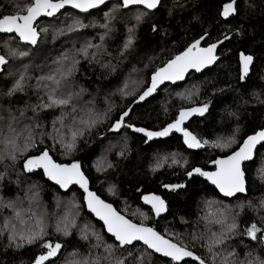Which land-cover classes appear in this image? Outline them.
<instances>
[{"label": "trees", "instance_id": "16d2710c", "mask_svg": "<svg viewBox=\"0 0 264 264\" xmlns=\"http://www.w3.org/2000/svg\"><path fill=\"white\" fill-rule=\"evenodd\" d=\"M30 2L0 0V17L24 14ZM230 2L161 0L155 9L109 3L87 15L66 10L40 21L35 45L24 44L17 36H0V55L8 61L0 75V140L16 138L22 147L31 136L35 144L13 160L0 143V264H34L49 241L62 245L60 257L50 264H81L97 258L100 264H109L111 257L105 251L109 245L124 264H173L141 244L121 247L87 212L77 186L63 192L42 172L26 173V158L43 150L61 164L79 163L91 188L120 213L155 228L207 264H223L233 252L232 264L264 261L261 234L256 240L246 235L253 223L264 229V145L256 159L244 166L245 195L225 199L202 177H187L195 168L213 170L214 160L230 155L244 139L264 129V0H237V16L224 21L221 10ZM202 37L206 38L204 47L227 37L215 68L192 74L182 85L164 87L147 103L133 108L119 134H108L149 87L151 76ZM129 38L132 43L126 48ZM240 52L254 58L251 74L243 83ZM69 69L71 75L61 79ZM21 76L22 88L12 91ZM49 76L60 79L58 88L46 79ZM53 89L56 98L71 94L70 102L53 104L49 98ZM205 104L208 115L187 127L201 142L212 144L203 151H189L178 135L146 144L144 137L127 126L158 131L175 121L182 109ZM73 134L74 147L69 149L66 145L73 144ZM216 139L228 146L216 147ZM173 184H184L186 189L163 191ZM148 193L167 201L165 217L156 220L141 203ZM224 216L238 227L209 251L215 237L226 231V225L216 222ZM65 224L68 235L57 231ZM13 227L17 231L43 228L46 235L16 247L10 239ZM85 229L87 239L82 238Z\"/></svg>", "mask_w": 264, "mask_h": 264}, {"label": "snow or ice", "instance_id": "6c2138e0", "mask_svg": "<svg viewBox=\"0 0 264 264\" xmlns=\"http://www.w3.org/2000/svg\"><path fill=\"white\" fill-rule=\"evenodd\" d=\"M105 0H31V2L23 10L24 14H9L0 17V33H15L18 37L31 45H35L40 36L37 31L35 22L41 16H54L60 9L64 8L65 5H71L73 8L80 9L83 12H87L91 8H95L103 4ZM160 3V0H123V6L127 7L129 5H144L147 9H155ZM236 0H231L230 3H226L223 6L222 16L228 18L236 14ZM137 21L141 19L137 16ZM83 26V25H80ZM103 27L107 28L108 25L105 24ZM155 30V28L153 29ZM131 31V29L129 30ZM227 39V37H225ZM132 43L131 38H129L125 47L127 48ZM200 41H196L192 44L185 52L181 55L176 56L174 59L169 61L164 67L159 68L151 77V84L142 95H140L139 100H144L146 97L152 95L157 87L164 81H177L182 80L185 73L189 69H196L200 71L203 67H206L216 61L218 58L215 55L216 44H212L207 48H201L199 46ZM13 55L26 56L27 52H13ZM85 55L87 52L85 50ZM242 65V79L247 76L250 65L252 64L253 57L250 55H245L241 53L240 56ZM5 56L0 55V67L7 63ZM59 71V70H58ZM71 69L64 71L61 75V79L70 76ZM23 76H21L20 81H17L12 91H16L22 88ZM46 79L51 80L53 84L58 88L60 85V79L56 76H49ZM56 89H53L50 93V100L56 105H66L70 102L72 95L69 94L67 98H56ZM45 107L51 105H44ZM208 105L205 104L202 107L192 108L188 110H181L178 119L174 123L169 124L162 131L153 132L148 131L144 128H135L136 132L144 133L148 139L153 137H163L168 136L173 130L181 132L184 136L185 143L190 148L202 147V143L193 133L186 130L183 127L184 121L187 120L194 114L203 115L207 111ZM130 111V110H129ZM128 115V112H124L121 118L115 123L113 130H119L120 127L124 125V117ZM94 123V121H93ZM128 127H133L132 125H127ZM10 132L14 130L9 128ZM75 134H73V144L66 145L67 148L74 147ZM260 142H264V130L258 131L254 135L249 136L237 151H234L231 155L224 159L215 160L214 163L217 165V171L215 172H204L199 168L193 169L188 175L191 177L193 174H199L205 176L212 184L216 185L221 193L225 196H234L236 193H243L246 191L244 171L242 169V163L246 160H251L253 158V153L256 145ZM3 143L5 149L8 150V156L15 160L16 155L19 152L27 151L30 147H34L35 144L31 136L27 137L24 145L21 147L16 143V138L0 140ZM205 143H207L205 141ZM231 143V142H229ZM228 144H217L216 147H227ZM2 158V157H0ZM27 172H33L37 169H43L45 175L50 179L55 181L58 185L63 188H68L70 184H79L81 188L84 189L87 201V207L104 222L107 232L111 233L115 239L119 242L121 247L125 245H130L133 241H142L148 248L153 249L156 253L162 254L164 257H169L175 264H181L185 258H194L198 261V264H205V261L188 250L187 248L181 246L178 243H173L170 239H165L162 235L156 232L154 229L145 227L143 225H137L132 223L130 220L125 219L119 212H117L111 204L105 203L104 200L100 199L96 193L89 191L88 181L84 174L80 171L79 163H72L70 165L57 164L52 157L49 155L48 150H43L39 155L31 156L26 158L23 165ZM262 179H264V173H262ZM0 179H3L0 176ZM173 190L176 188L183 187V185H166ZM144 200L146 203L151 204L156 214L166 210L165 202L156 195L145 196ZM9 207L12 204L9 203ZM223 215V214H222ZM19 217V213H17ZM217 223H222L226 225V231L222 232L220 235L216 236L209 246V251L212 250V246L224 243L225 239L228 238L229 234H234L238 225L233 220L228 223L227 217L224 216L223 219L217 220ZM7 227V225H6ZM12 230L11 241L15 243L16 247H22L24 243L32 244L37 240H40L46 235L43 228L37 230H22L17 231L14 227ZM57 231H63L65 235L70 234L68 232V225L65 224L64 227H57ZM261 234L262 239H264V229L259 228L255 223L251 224L246 229V235L252 240L257 239V235ZM93 235H96L93 233ZM82 238L87 239V230L82 232ZM97 240L100 237L96 236ZM98 246V245H97ZM44 247L46 252L35 258L34 264H45L51 258L58 255L62 245L60 243L53 244L52 242H47ZM105 251L108 256L111 257L109 264H124L123 259L116 258L113 255L112 246H107ZM235 253H228L225 256L223 264H232L230 258L234 256ZM107 258V257H106ZM215 258V257H214ZM81 264H100L99 258L89 261L85 260ZM248 264H264V261L256 260L249 261Z\"/></svg>", "mask_w": 264, "mask_h": 264}, {"label": "water", "instance_id": "95a60500", "mask_svg": "<svg viewBox=\"0 0 264 264\" xmlns=\"http://www.w3.org/2000/svg\"><path fill=\"white\" fill-rule=\"evenodd\" d=\"M160 2H161V0H160ZM109 3H122V4H123V0H105V2H104L103 4H101V5H99V6L95 7V8H91V9H89L87 12H83V11H81L80 9L73 8L71 5H65V7L62 8V9H60V10H59L54 16H41V17H39V18L37 19V21L35 22V26H37V24H38L40 21L44 20V19L51 20V19H54V18L58 17L62 12L66 11V10H73V11L77 12L78 14H81V15H87V14L93 12V11H96V10H99V9L105 7V6H106L107 4H109ZM159 4H160V3H159ZM158 6H159V5H158ZM158 6H157V7H158ZM138 7H141V8H145V9H147L144 5H138V4H137V5H129V6L125 7V8L132 9V8H138ZM157 7H156V8H157ZM235 7H236V14H234V15L228 17V18H225V17L222 16V11H223V7H222V10H221V18H222L224 21H228V20L234 18L235 16H237V0H236V5H235ZM0 36H17V37H18V35L15 34V33H0ZM18 38H19V37H18ZM19 39H20V38H19ZM20 40H21V39H20ZM205 40H206L205 37H202V38H200L199 40H197V41H200L199 46H200L201 48H207V47H208V46H206V47L203 46V43L205 42ZM21 41H22V40H21ZM22 42H23L24 44H29V43L24 42V41H22ZM226 42H227V39L224 38V39H222V40H220V41H217V42L213 43V44H216V45H217V47H216V49H215V55L218 57L214 63H212V64H210V65H208V66H206V67H203L200 71H197L196 69H189V70L185 73V76H184V78H183L182 80H177V81H167V80H166V81H164L162 84H160V85L157 87L156 91H155L152 95L146 97L144 100H139V97H140V96H139V97L137 98V100H136V101L130 106V108L127 110L128 115H127L126 117H124V125H125V122L129 119V117H130V115H131V113H132L134 107H137V106H139V105H143V104L147 103L149 100H151L152 98H154L155 96H157V94H158V93H159L164 87L169 86V85H171V86L182 85V84H184V83L187 81V79H188L192 74L201 75V74L207 72L208 70H212L213 68H215V66H216V65L220 62V60H221V57H220V55H219V50H220V48H221L222 46H224V45L226 44ZM194 43H195V42H194ZM194 43H193V44H194ZM211 45H212V44H211ZM190 46H191V45H190ZM190 46H189V47H190ZM209 46H210V45H209ZM189 47H188V48H189ZM188 48H187V49H188ZM187 49H185L183 52H185ZM183 52H181V53L178 54V55H181ZM241 53L245 54L244 52H240V53H239L240 78L242 77V65H241V60H240ZM178 55H177V56H178ZM245 55H247V54H245ZM175 57H176V56H175ZM175 57H174V58H175ZM174 58H173V59H174ZM170 61H171V60H170ZM166 64H167V63H166ZM166 64H165V65H166ZM165 65H164V66H165ZM253 65H254V58H253L252 64L250 65V70H249L247 76L244 77L243 79L241 78V82H242V83H243V82H244V81L250 76ZM164 66H163V67H164ZM2 68H3V66L0 67V75H1V73H2ZM151 77H152V76H151ZM150 84H151V79H150ZM149 87H150V85H149ZM142 94H143V93H142ZM142 94H141V95H142ZM202 106H203V105H197V106H193V107L185 108V109H182V110H188V109L198 108V107H202ZM129 110H130V111H129ZM179 113H180V112H179ZM208 113H209V108H207V111L204 112L203 115H200V114H194V115H192L191 117H189L187 120L184 121L183 127H184L186 130H188V131L191 132V130H190L189 128H187L188 125H189L194 119H203V118H205V117L208 115ZM178 117H179V115H178ZM178 117H177V119H178ZM120 118H121V117H120ZM175 121H176V120H175ZM175 121H173L172 123H174ZM170 124H171V123H170ZM114 125H115V124H114ZM114 125L110 128L108 134H119V133L121 132V130L124 128V125H123L122 127L119 128V130H113ZM168 125H169V124H168ZM168 125H167V126H168ZM167 126H165L164 128H166ZM135 128H142V127H136V126H133V127H129V129H130L131 132H133L134 134H136V135H140V136L144 137V138L146 139V144H150V143H153V142H156V141L167 140V139H169V138H170L171 136H173V135H178V136H180V137L182 138V142H183L184 146H185L189 151L198 152V151H203V150L206 149V145H205L203 142H201V143H202V147H199V148H190V147L185 143L183 134H182L181 132H177V131H175V130H173L168 136H163V137H153L152 139H148V137H146L144 133L136 132V131L134 130ZM164 128H163V129H164ZM144 129H145V128H144ZM163 129L158 130V131H162ZM146 130H148V129H146ZM262 130H264V129H262ZM148 131H153V130H148ZM158 131H153V132H158ZM259 131H261V130H259ZM257 132H258V131H257ZM257 132H256V133H257ZM191 133H193V132H191ZM193 135H195V134L193 133ZM253 135H254V134H253ZM195 136H196V135H195ZM250 136H251V135H250ZM196 137H197V136H196ZM248 137H249V136H248ZM248 137H247V138H248ZM247 138H246V139H247ZM197 139H198V138H197ZM246 139H244V141H245ZM244 141H243V142H244ZM243 142H242V144H243ZM242 144H241L239 147H241ZM263 145H264V142H260V143H258V144L256 145L255 149H254L253 158H252L251 160H246V161H244V162L242 163V169H243V171H244V166H245L246 164L251 163V162H253V161L256 159L257 152H258V150H259ZM238 149H239V148H238ZM238 149H237V150H238ZM237 150H236V151H237ZM231 154H232V153H231ZM231 154H230V155H231ZM49 155L52 157V159H53L57 164H61V163L57 162V161L54 159V157L50 154V152H49ZM228 156H229V155H228ZM226 157H227V156H226ZM226 157L217 158L216 160H218V159H224V158H226ZM214 161H215V160H214ZM214 161L210 164V168L213 169V170H203V169H201V170L204 171V172H215V171H217V165L214 163ZM63 165H70V164H63ZM79 165H80V164H79ZM24 170H25V169H24ZM80 171L84 174L85 178H86L87 181H88V189H89V191L94 192V193H96L97 196H99L98 193H97L96 191H94V190L91 188V182H90L89 178L86 176V174H85V172H84V170H83V168H82L81 165H80ZM25 172L28 173V174H33V173H37V172H42V173H43V176L45 177V179H46L47 181H49L51 184L57 186V187H58L59 189H61L63 192H68L71 188H73L74 186H77V187L83 192V194H84V204H85V207H86L87 212H88L90 215H92V216L94 217L95 220L99 221V222L104 226V229H105L106 233H107L109 236H111V237H112V238H113V239L119 244V242L115 239V237H114L111 233L107 232V229H106V226L104 225V222H103L102 220H100V219H99V218H98V217H97V216H96V215H95V214H94V213H93V212L87 207V201H86V196H87V194L85 193L84 189L80 187L79 184H75V183L70 184V185L68 186V188L65 189V188L61 187L60 185H58L55 181L50 180V179L45 175L43 169H37V170H34L33 172H27V171L25 170ZM187 177H188V178H192V177H202L203 180H204L205 182H207L210 186H212L213 188H215V189L217 190V192L220 194V196L223 197V198H225V199H233V198H236V197L239 196V195H245V194H247V180H246V173H245V171H244V178H245L246 191L243 192V193H236L234 196H225L223 193H221V192L219 191V189L216 187V185L212 184L211 181L208 180L205 176H202V175H199V174H193L191 177H189V175H187ZM173 185H183V187L176 188L175 190H173V189H171V188H169V187H165V186H164V187H163V191H167L168 193H173V192H178V191H180V190H184V189H186V185H184V184H173ZM151 195L159 196V197L165 202V205H166V210H165V211H162V212H160V213L157 215L156 212H155V210L153 209L152 205H151V204H148V203L145 202L144 197H145V196H151ZM99 197H100V199L104 200L101 196H99ZM104 201H105V200H104ZM105 203L111 204L112 207H113L117 212H119V211L116 209V207H115L112 203L107 202V201H105ZM141 203H142L145 207L151 209V211H152V213H153V215H154V218H155L156 220H159L160 218L165 217V216L168 214V209H169V208H168V203H167V201H166L161 195H159V194H155V193L144 194V195L141 197ZM119 213H120V212H119ZM120 214H121L122 216H124L125 219L130 220L128 217H126V216L123 215L122 213H120ZM130 221H131L132 223H134V224H137V223L133 222L132 220H130ZM137 225H141V224H137ZM143 226H145V227H149V228H152V229H154L156 232H158L155 228H153V227H151V226H147V225H143ZM158 233H159V232H158ZM159 234L162 235L161 233H159ZM162 236H163V235H162ZM163 237H164L165 239H169V238H167V237H165V236H163ZM171 241H172V240H171ZM172 242H173V241H172ZM173 243H175V242H173ZM136 244H141V245L145 246L146 248H148L147 245H145L142 241H133L132 244H130V245H125V246H123V247H132V246H134V245H136ZM148 250H150V251L153 252L155 255H157V256H159V257H161V258H163V259H166V260L172 261L171 258H169V257H164L162 254H160V253H156L153 249L148 248ZM188 250H189V249H188ZM190 251H191V250H190ZM61 252H62V249L60 250V252L58 253L57 256L51 258L49 261H46L45 264H50L51 262L57 260V259L60 257ZM193 253H194V252H193ZM194 254H195V253H194ZM195 256H198V255L195 254ZM187 261H192V262H195L196 264H198V261H196L194 258H185V260L182 261L181 264H183L184 262H187ZM172 262H173V261H172ZM173 264H175V262H173ZM205 264H207V263L205 262Z\"/></svg>", "mask_w": 264, "mask_h": 264}, {"label": "rangeland", "instance_id": "374dc122", "mask_svg": "<svg viewBox=\"0 0 264 264\" xmlns=\"http://www.w3.org/2000/svg\"><path fill=\"white\" fill-rule=\"evenodd\" d=\"M145 140H146V139H145ZM204 144H205V145L212 146V144H209V143H205V142H204ZM216 144H220V142H219L218 139H216ZM72 206H73V205H72ZM68 212H69V209L66 211L65 215H66ZM68 216H71V215H68ZM38 228H39V226H38ZM38 228H37V229H38ZM263 240H264V239H263Z\"/></svg>", "mask_w": 264, "mask_h": 264}, {"label": "flooded vegetation", "instance_id": "af4514ba", "mask_svg": "<svg viewBox=\"0 0 264 264\" xmlns=\"http://www.w3.org/2000/svg\"><path fill=\"white\" fill-rule=\"evenodd\" d=\"M239 70H240V65H239Z\"/></svg>", "mask_w": 264, "mask_h": 264}]
</instances>
